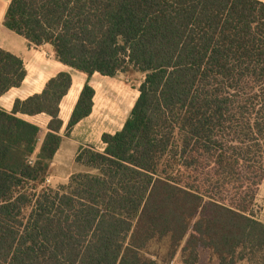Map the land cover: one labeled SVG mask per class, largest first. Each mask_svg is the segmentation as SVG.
Returning a JSON list of instances; mask_svg holds the SVG:
<instances>
[{
  "label": "trees",
  "instance_id": "16d2710c",
  "mask_svg": "<svg viewBox=\"0 0 264 264\" xmlns=\"http://www.w3.org/2000/svg\"><path fill=\"white\" fill-rule=\"evenodd\" d=\"M3 26L86 78L65 124L69 71L0 107V264H264L252 215L264 175V4L257 0H6ZM98 74L142 76L102 152L79 148L46 185ZM27 76L0 48V98ZM21 116H45L44 130Z\"/></svg>",
  "mask_w": 264,
  "mask_h": 264
},
{
  "label": "rangeland",
  "instance_id": "374dc122",
  "mask_svg": "<svg viewBox=\"0 0 264 264\" xmlns=\"http://www.w3.org/2000/svg\"><path fill=\"white\" fill-rule=\"evenodd\" d=\"M32 69L30 75L37 72L38 87L60 71H69L73 83L81 87L86 78L83 74L68 70L57 63L48 46L39 48L38 53L35 54V64ZM141 79L142 76L139 74H119L115 78L95 74L92 77L90 84L95 91L92 114L73 129L70 137L63 139L53 160L51 177L46 185L56 188L59 185L66 184L72 174L85 171L83 167L75 163L79 148H92L98 152L103 151L104 146L101 143V136L104 133L113 134L122 128L138 96L136 88ZM75 91L70 92L60 105V118L65 124L78 97ZM30 121L40 125L44 130L46 117L39 116L32 118ZM252 215L258 221L264 223V175L256 189ZM155 254V249H151L147 256L150 259H156L158 264H182L180 252L170 262L162 261V257H159L158 261ZM198 264H217V260L209 251L202 250L199 252ZM237 264L245 263L240 262Z\"/></svg>",
  "mask_w": 264,
  "mask_h": 264
},
{
  "label": "crops",
  "instance_id": "0c3cea01",
  "mask_svg": "<svg viewBox=\"0 0 264 264\" xmlns=\"http://www.w3.org/2000/svg\"><path fill=\"white\" fill-rule=\"evenodd\" d=\"M257 1L264 4V0H257ZM8 4H9V1L0 0V48L22 59L25 65V69L27 71V76L19 88L11 89L3 97L0 98V107L6 112H10L12 110L13 103L16 99L25 100L26 98L34 94L40 93L46 81L50 79L48 78L43 83V85L38 87L37 72H33L32 75H30V70L35 64V54L38 53L39 48L29 45V43L24 38L14 34L13 32L7 30L3 26L4 16H5ZM81 88H82L81 86L73 83L70 89V92H72L73 90H76L75 92L78 95ZM36 117H39V116H36ZM21 118L28 122H31L30 120L35 117L21 116ZM47 121L48 119L46 118V123ZM46 123H45V126H46Z\"/></svg>",
  "mask_w": 264,
  "mask_h": 264
},
{
  "label": "built area",
  "instance_id": "2783aa9c",
  "mask_svg": "<svg viewBox=\"0 0 264 264\" xmlns=\"http://www.w3.org/2000/svg\"><path fill=\"white\" fill-rule=\"evenodd\" d=\"M46 182L48 183L49 181L47 180Z\"/></svg>",
  "mask_w": 264,
  "mask_h": 264
}]
</instances>
